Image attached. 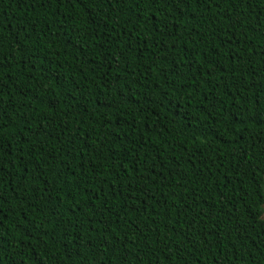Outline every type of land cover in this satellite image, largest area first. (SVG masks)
Segmentation results:
<instances>
[{
  "label": "trees",
  "instance_id": "1",
  "mask_svg": "<svg viewBox=\"0 0 264 264\" xmlns=\"http://www.w3.org/2000/svg\"><path fill=\"white\" fill-rule=\"evenodd\" d=\"M264 0H0V264H264Z\"/></svg>",
  "mask_w": 264,
  "mask_h": 264
},
{
  "label": "snow or ice",
  "instance_id": "2",
  "mask_svg": "<svg viewBox=\"0 0 264 264\" xmlns=\"http://www.w3.org/2000/svg\"><path fill=\"white\" fill-rule=\"evenodd\" d=\"M259 119H260L261 121H264V112H261V113L259 114Z\"/></svg>",
  "mask_w": 264,
  "mask_h": 264
},
{
  "label": "rangeland",
  "instance_id": "3",
  "mask_svg": "<svg viewBox=\"0 0 264 264\" xmlns=\"http://www.w3.org/2000/svg\"><path fill=\"white\" fill-rule=\"evenodd\" d=\"M262 217L264 218V211H263Z\"/></svg>",
  "mask_w": 264,
  "mask_h": 264
}]
</instances>
